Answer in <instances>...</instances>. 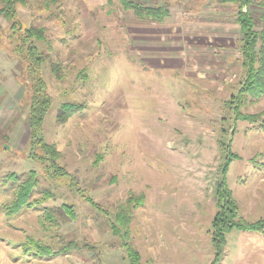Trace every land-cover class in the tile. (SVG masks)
<instances>
[{"label": "rangeland", "instance_id": "obj_1", "mask_svg": "<svg viewBox=\"0 0 264 264\" xmlns=\"http://www.w3.org/2000/svg\"><path fill=\"white\" fill-rule=\"evenodd\" d=\"M6 1L0 264H132L135 254L138 264H264V94H240L235 5L128 0L167 8L152 22L120 0ZM246 10L260 29L264 0ZM28 29L36 36L22 43ZM36 79L50 99L39 132L49 154L30 142ZM30 174L29 205L14 212ZM221 183L237 223L255 229L216 247Z\"/></svg>", "mask_w": 264, "mask_h": 264}, {"label": "trees", "instance_id": "obj_2", "mask_svg": "<svg viewBox=\"0 0 264 264\" xmlns=\"http://www.w3.org/2000/svg\"><path fill=\"white\" fill-rule=\"evenodd\" d=\"M12 1L14 2L15 0ZM6 2H11V0H7ZM120 2L124 10L133 11L134 16L141 21L147 20L152 22H162L166 17H168V10L165 7L143 8L140 5L134 4L128 0H120ZM221 2H231L236 8L235 21L238 25L241 37L240 52L242 67L245 70V87H243L240 91V94H252L256 96L262 95L264 94V11L260 15V29H258L249 10H246L245 13L241 11L244 7H247L248 9L252 0H221ZM34 36L36 35H32L30 29L25 30V34L21 36V42H28L29 38H33ZM18 51L20 50L18 49ZM28 52L32 55L29 58L30 62L35 66L39 64L40 61L37 59V53L31 45L28 47ZM32 81V96L30 99L31 106L28 119L31 139L30 142L31 144H36L41 146V148L47 149V145L44 143L39 132L44 116L49 109L50 99L44 93V82L41 79ZM37 94L39 98L36 97ZM242 100L244 101L245 99H242L241 97V101ZM62 109L71 111L69 105H64ZM47 151L45 150V152L49 154V151ZM36 155L34 157L40 158V156ZM226 164L228 165L229 163ZM226 170L227 167L224 169V172ZM11 179H15L14 176H12ZM36 184L37 182L31 174L27 179L17 184L12 203V210L14 212H18L21 208L29 205L32 192ZM218 186L219 187L216 189V195L221 200V203H219L220 211L217 213L212 227L214 237L213 241L214 244H216V247L221 246L224 243V235L235 228L240 231H253L255 229V225H244L242 221L237 223L239 220H237L236 205H234L231 195L226 191L224 183H221ZM118 219L119 217L116 216V220ZM135 255L132 256V264H138V256Z\"/></svg>", "mask_w": 264, "mask_h": 264}]
</instances>
